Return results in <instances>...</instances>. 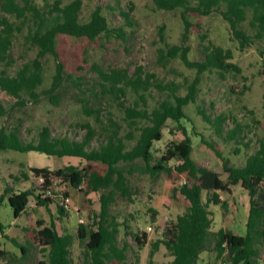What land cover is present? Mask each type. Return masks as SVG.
Returning <instances> with one entry per match:
<instances>
[{"label":"rangeland","instance_id":"374dc122","mask_svg":"<svg viewBox=\"0 0 264 264\" xmlns=\"http://www.w3.org/2000/svg\"><path fill=\"white\" fill-rule=\"evenodd\" d=\"M55 1L57 0H35L37 5L47 10ZM59 1L64 4L70 0ZM96 6L102 8V13L112 27L124 25L123 37L88 41L60 35L57 51L59 60L64 63L65 80L57 102H51L45 94H41L37 101L23 94L24 103L19 105L14 97L0 89V127L17 126L24 142H36L39 131L45 126L51 136L81 140L87 132L85 123L88 122L96 128L97 134L87 148H96L102 139L99 134L100 127L108 123V117L120 124L121 136L131 130L123 119V109L116 104L113 95L102 87L101 84L105 82L100 77L98 68L108 73L112 69L126 70L127 75L138 70L143 77L149 76L153 86L144 93L145 104L130 89H127L123 98L126 106L136 103L139 107L146 106L148 110L163 98L165 91H169L160 90L156 86L157 83H182L185 78L191 79L194 76L195 71L186 68L178 58L166 62L161 58L160 49L164 47V43L159 33L162 26L165 40L170 44H180L183 25L179 10H157L152 0H82L80 18L88 19ZM129 10L131 22L125 24L121 12ZM189 18L191 22H198L200 25L191 27L189 38L184 42L190 49L189 58L198 60L202 57L199 34H206L203 43L211 41L230 49L233 55L231 61L236 63L241 71L225 72L223 75L217 71L204 72L196 102L185 107L187 117L178 121L169 120L162 129V138L153 142L151 150L153 155L159 158L172 142L180 141L186 132L192 141V158L200 165L218 172L221 179L226 180L221 159L200 137L202 135L206 140L215 142L221 154L233 165H243L246 157L259 147V140H264V38L255 39L250 46L240 49L238 43L230 38L228 24L219 13L192 14ZM26 33L24 30L16 35L7 60H0V69L15 74L18 68L26 62H31L36 56V48L25 41ZM57 60L49 54L40 59L44 80L38 91L50 85ZM197 107L203 108L212 118L219 113L228 115L230 118L222 125L225 130L233 126L232 118H237L244 126L243 132L236 140L227 141L218 137L212 127L197 114ZM85 109L99 111L103 123L96 122L94 115H90ZM132 130L136 137L137 130ZM125 141L127 148L134 143V139ZM137 162L138 165L141 164L140 160ZM176 163V160L169 162L172 167ZM68 164L80 168L85 166L87 161L78 157L49 156L37 151L0 149V222L4 232L0 233V249L8 252L6 258L0 259V264H36L38 260L46 258L47 252H43L41 247L34 243L33 234L35 228L37 229L38 219L49 224L51 218L60 233L67 232L72 236L69 254L71 264H85L86 239L78 238L77 228L79 223L92 228L93 214L99 211V192L85 195L59 178H54V202L49 205L50 212L43 206H37L33 196H30L25 211L14 217L8 202V196L15 192L25 189L36 191L41 186V180L30 171L31 166L55 169ZM95 164L101 167L100 164ZM127 176L129 196L116 197L110 205L111 214L115 215L118 223V247L127 244L125 259L121 264H146L152 242L162 237L165 224L173 221L187 204L183 195L179 192L173 195L172 192V188L179 187L184 178L173 179L167 177L164 172L150 176L138 170ZM64 189L69 192V200L67 207H64L67 211L61 215L57 211V205L61 202V190ZM218 194L227 205L223 208L209 204L211 229L215 231L224 227L243 235L249 208L247 191L237 184L231 185L229 192L218 191ZM206 196L207 192H203V199ZM142 232L146 233L147 242L139 247L135 235L141 237ZM5 234L15 238L17 243L26 249V253L22 254L20 247L6 238ZM171 259L162 244L153 255L154 264H169ZM108 264L117 262L112 260ZM197 264L229 263L224 262L222 258H216L211 248H208L201 252ZM257 264H264L263 250Z\"/></svg>","mask_w":264,"mask_h":264},{"label":"trees","instance_id":"16d2710c","mask_svg":"<svg viewBox=\"0 0 264 264\" xmlns=\"http://www.w3.org/2000/svg\"><path fill=\"white\" fill-rule=\"evenodd\" d=\"M152 2L157 10H179L183 25L180 44L168 43L163 34V26L160 28V39L164 43V47L160 49L161 58L164 62L178 58L186 68L195 71L194 76L191 79L185 78L182 83H157L156 86L160 90L169 91H165L163 98L148 110L146 106L139 107L136 103L126 106L123 98L127 89H130L145 104L144 93L153 86L149 76L143 77L138 70L127 75L126 70L112 69L108 73L98 68L99 75L105 82L101 84L102 87L113 95L116 104L123 109V119L131 130L121 136L120 124L108 117V123L100 127L99 134L102 139L96 148H87L97 134L96 128L88 122L85 123L87 132L81 140L51 136L45 126L39 131L36 142H24L17 126H1L0 149L37 151L49 156L78 157L87 161V164L80 168L72 164L55 169L31 166L30 171L41 180V186L36 191L25 189L8 196L14 217L25 211L30 196H33L37 206H43L49 211V205L54 202V178H59L85 195L99 192V211L93 214L92 228H87L83 223H79L77 228L78 238L86 239L84 263L108 264L115 260L117 264H121L125 259L127 244L118 247V223L115 215L111 214L110 205L116 197L129 196L127 174L131 175L135 170L150 176L164 172L167 177L173 179L184 178L179 187L172 188V192L173 195L176 192L183 195L187 204L173 221L165 224L162 237L152 242L146 264H154L153 255L161 244L172 257L169 264H197L201 252L208 248H211L216 258H222L229 264H257L261 250L264 251V140H259V147L246 157L243 165H233L221 154L215 142L208 141L201 135V141L221 159L226 180L221 179L218 172L200 165L192 158V141L186 132L180 141L172 142L159 158L153 155L151 148L154 141L162 138V129L169 120L178 121L187 117L185 107L196 102L204 72L217 71L223 75L225 72L241 71L240 67L231 61L233 55L230 49L211 41L203 43L206 34H199L202 57L198 60L189 58L190 49L184 42L189 38L191 27L200 26L198 22L190 21V15L219 13L228 24L230 38L238 43L240 49H244L255 39L264 38V0ZM81 7L82 0H70L64 4L57 0L48 10L37 5L35 0H0V60H7L16 35L24 30L27 31L25 41L36 48V56L32 61L24 63L15 74L0 69V89L14 97L16 104L24 103L23 94L29 95L34 101H37L41 94H45L51 102H57L65 80L64 63L59 60L57 51L60 35L88 41L123 37L124 25L112 27L100 6H96L86 20L80 18ZM121 14L125 24H130V10L122 11ZM47 54L58 60L50 85L38 91L44 80L40 59ZM85 110L94 115L96 122L103 123L99 111ZM196 111L203 121L212 127L214 133L224 140H236L243 132V124L235 117L232 118L233 126L225 130L222 125L230 118L228 115L219 113L212 118L203 108L197 107ZM132 129L137 130L136 137ZM133 139V145L127 148L125 140ZM138 160L141 161L139 165ZM171 160L177 161L173 167L169 164ZM237 184H240L249 196L245 233L236 234L224 227L212 230L209 204L226 208V201L220 199L218 191L229 192L231 185ZM203 192H207L205 199ZM0 197L1 200L2 195ZM67 198V189L61 190V202L57 205V211L61 215L67 211L64 208L67 207ZM36 225L33 241L43 252H47L46 258L38 260L36 264H71L69 254L72 236L67 232L60 233L53 218L49 224L38 219ZM0 233L4 234L1 222ZM5 237L19 246L22 254L26 253V249L19 245L15 238L8 235ZM135 241L139 247L144 246L147 242L146 233L142 232L141 237L135 235ZM7 255L6 250L0 249V259L6 258Z\"/></svg>","mask_w":264,"mask_h":264},{"label":"built area","instance_id":"2783aa9c","mask_svg":"<svg viewBox=\"0 0 264 264\" xmlns=\"http://www.w3.org/2000/svg\"><path fill=\"white\" fill-rule=\"evenodd\" d=\"M68 200H69V198H67V199L65 200V206H67V204H66V203H67V201H68Z\"/></svg>","mask_w":264,"mask_h":264}]
</instances>
